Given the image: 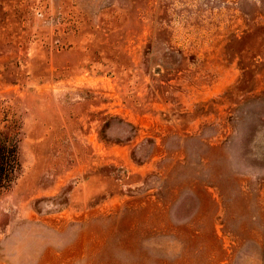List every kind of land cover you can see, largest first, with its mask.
<instances>
[{
  "label": "rangeland",
  "instance_id": "1",
  "mask_svg": "<svg viewBox=\"0 0 264 264\" xmlns=\"http://www.w3.org/2000/svg\"><path fill=\"white\" fill-rule=\"evenodd\" d=\"M0 264H264V0H0Z\"/></svg>",
  "mask_w": 264,
  "mask_h": 264
},
{
  "label": "trees",
  "instance_id": "2",
  "mask_svg": "<svg viewBox=\"0 0 264 264\" xmlns=\"http://www.w3.org/2000/svg\"><path fill=\"white\" fill-rule=\"evenodd\" d=\"M20 173L19 140L0 130V197L13 187Z\"/></svg>",
  "mask_w": 264,
  "mask_h": 264
}]
</instances>
